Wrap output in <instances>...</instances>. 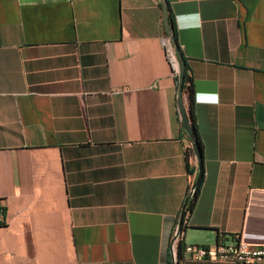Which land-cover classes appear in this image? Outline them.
Segmentation results:
<instances>
[{
	"label": "crops",
	"instance_id": "0c3cea01",
	"mask_svg": "<svg viewBox=\"0 0 264 264\" xmlns=\"http://www.w3.org/2000/svg\"><path fill=\"white\" fill-rule=\"evenodd\" d=\"M161 1L203 173L180 256L264 246V0H0V264H171L199 170Z\"/></svg>",
	"mask_w": 264,
	"mask_h": 264
},
{
	"label": "built area",
	"instance_id": "2783aa9c",
	"mask_svg": "<svg viewBox=\"0 0 264 264\" xmlns=\"http://www.w3.org/2000/svg\"><path fill=\"white\" fill-rule=\"evenodd\" d=\"M165 57L175 78L178 77V65L169 40L163 43ZM195 189L190 186L186 202L184 203V218L187 216ZM1 220V218H0ZM182 221V222H183ZM181 226V225H180ZM180 226L177 225L170 239V263L182 264L187 261L223 262L231 264H264V246H250L242 241H235L229 244L217 242L209 246L186 245L183 248L182 256L179 257V243L181 239Z\"/></svg>",
	"mask_w": 264,
	"mask_h": 264
},
{
	"label": "water",
	"instance_id": "95a60500",
	"mask_svg": "<svg viewBox=\"0 0 264 264\" xmlns=\"http://www.w3.org/2000/svg\"><path fill=\"white\" fill-rule=\"evenodd\" d=\"M161 8H162V14H163V23H164V29L165 32L168 36V40L171 43V45L174 48V51L176 53L177 56V60H178V86H177V97H176V101H177V108L179 111V115L181 118V123L183 126V129L186 131V133L188 134L190 140H191V147L193 150V154L197 160L198 163V175L197 178L195 180V182L193 183L192 187L193 189H195L196 187H198L201 183L202 177H203V173H202V168H201V154H200V150L196 144V139H195V135H194V131L193 128L190 125V121L187 117L185 108H184V103H183V99H182V84H183V77H184V72H185V62L184 59L182 57V55L179 52L177 43L174 39L173 36V29L171 27V20L169 18L168 15V10H167V6L165 4L164 1H161ZM184 207V206H183ZM184 218V210L181 211L180 215H179V220H178V225L180 226L182 224Z\"/></svg>",
	"mask_w": 264,
	"mask_h": 264
},
{
	"label": "trees",
	"instance_id": "16d2710c",
	"mask_svg": "<svg viewBox=\"0 0 264 264\" xmlns=\"http://www.w3.org/2000/svg\"><path fill=\"white\" fill-rule=\"evenodd\" d=\"M173 36H174V39H175V33L173 31ZM176 40V39H175ZM191 86H192V82H191V77L187 74V72L185 71L184 73V77H183V84H182V91H187L188 93L191 91ZM191 99L194 100V95L191 96ZM189 120H190V125L191 127L193 128V131H194V135L196 136V133H195V129H194V126H193V118H192V115L189 116ZM196 139V144L200 150V143L197 139V137L195 138ZM190 156H193V150L192 148L189 146L187 149H186V154H185V160H186V170L189 172V165H188V159ZM198 192H199V186L195 188V193H194V197L192 199V202H191V205L190 207H192L193 203L195 202V199L198 195ZM180 252H181V243L179 244V250H178V255L180 257Z\"/></svg>",
	"mask_w": 264,
	"mask_h": 264
}]
</instances>
